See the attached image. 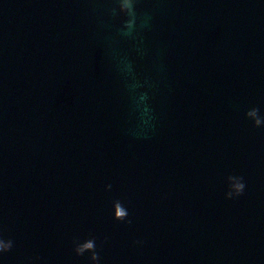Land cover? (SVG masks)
<instances>
[{
    "label": "water",
    "instance_id": "water-1",
    "mask_svg": "<svg viewBox=\"0 0 264 264\" xmlns=\"http://www.w3.org/2000/svg\"><path fill=\"white\" fill-rule=\"evenodd\" d=\"M117 4L0 0V264H264V0Z\"/></svg>",
    "mask_w": 264,
    "mask_h": 264
},
{
    "label": "clouds",
    "instance_id": "clouds-1",
    "mask_svg": "<svg viewBox=\"0 0 264 264\" xmlns=\"http://www.w3.org/2000/svg\"><path fill=\"white\" fill-rule=\"evenodd\" d=\"M117 9L121 15L130 16L136 10V0H118ZM244 187L245 185L242 183L236 185V193L238 196L242 194ZM116 216L121 221H125V218L128 216L127 209L122 207L120 204H117ZM74 251L76 256H81L85 251H90L91 256L89 259L95 262L98 260V253L96 252V244L94 239H88L85 242L78 244Z\"/></svg>",
    "mask_w": 264,
    "mask_h": 264
}]
</instances>
